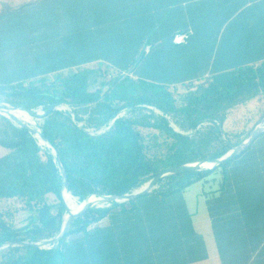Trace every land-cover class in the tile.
<instances>
[{
    "label": "crops",
    "instance_id": "crops-1",
    "mask_svg": "<svg viewBox=\"0 0 264 264\" xmlns=\"http://www.w3.org/2000/svg\"><path fill=\"white\" fill-rule=\"evenodd\" d=\"M12 2L0 18V85L101 68L170 90L264 65V0ZM182 32L188 42L176 44ZM263 121L261 93L229 109L223 130L243 140ZM156 191L70 237L64 264H264V132L189 186Z\"/></svg>",
    "mask_w": 264,
    "mask_h": 264
},
{
    "label": "trees",
    "instance_id": "trees-1",
    "mask_svg": "<svg viewBox=\"0 0 264 264\" xmlns=\"http://www.w3.org/2000/svg\"><path fill=\"white\" fill-rule=\"evenodd\" d=\"M7 8L5 4L0 10V18ZM107 72L101 68L80 69L0 85V95L13 106L46 110L52 105L67 104L71 108L51 112L39 128L57 149L69 190L80 201L95 193H131L163 169L222 156L242 141L233 144L223 130L228 110L264 93V65L238 68L201 82L187 92L182 106H177L166 86L150 82L124 77L116 87L106 89L108 83L99 79ZM93 83L96 87L91 89ZM126 108L132 113L120 116ZM79 113L87 115V119L83 120ZM168 116L180 131L171 125ZM81 121L85 123L80 125ZM144 127L154 132L144 134ZM88 128L106 129L92 134ZM162 145L163 156L149 154ZM0 146L8 150L0 156V200L20 201L28 213L27 224L16 227L11 214L0 209V245L57 236L67 211L62 198L63 175L52 148L41 145L28 129L1 113ZM212 170L168 175L157 183L156 192L164 195L172 189H182ZM132 202L93 207L74 220L55 247H12L0 253V264H64V246L70 237L85 233L92 223Z\"/></svg>",
    "mask_w": 264,
    "mask_h": 264
},
{
    "label": "water",
    "instance_id": "water-1",
    "mask_svg": "<svg viewBox=\"0 0 264 264\" xmlns=\"http://www.w3.org/2000/svg\"><path fill=\"white\" fill-rule=\"evenodd\" d=\"M5 108L4 106H0V113L4 116L11 119L16 124L25 127L29 130L31 134H33L36 138L40 140V144H45L52 148V153L57 157V163L59 166V169L62 172L63 175V188H62V198L63 202L66 207V211L68 214V218L64 221L63 226L59 234L55 237L44 239L41 241H14V242H6L4 244L0 245V253L6 249L16 247V246H33L39 249H50L52 247H55L58 245L61 241V239L68 233L70 230L74 220L84 214L87 210L93 208V207H104L106 205H110L113 202L123 203L127 202L129 200L135 199L141 195H144L150 191H152L156 186L157 183L163 179L164 177L171 175V174H182L185 172H196V171H202V170H208L213 169L216 166L221 165L222 163L231 160L235 158L236 156L240 155L242 152H244L251 143L258 137L262 132H264V121L257 126H255L249 134L237 145L232 146L230 150H228L225 154L218 158L214 159H202V160H196L191 162L183 163L179 166L175 167H169L166 169H163L158 174L153 176L152 179H150L146 184H144L142 187H140L138 190H135L131 193L126 194H110V195H102V194H90L87 198H85L83 201H81V204L77 207H69L66 203V197L65 195L68 193L70 194L69 190V182L68 177L66 173V169L64 167V164L62 163L60 156L58 154V151L55 147L52 146V144L49 142V140L44 137L40 131V129H37L30 124L24 122L23 120H20L18 118H15L14 116L5 113L3 110ZM55 105L50 106L47 109L46 114L50 113L55 109ZM29 112H33L32 110H29ZM37 116L39 114H36ZM42 117V116H40ZM96 195L98 197H101L102 203H93L90 200V197ZM78 198V197H76Z\"/></svg>",
    "mask_w": 264,
    "mask_h": 264
},
{
    "label": "rangeland",
    "instance_id": "rangeland-1",
    "mask_svg": "<svg viewBox=\"0 0 264 264\" xmlns=\"http://www.w3.org/2000/svg\"><path fill=\"white\" fill-rule=\"evenodd\" d=\"M5 4L10 6V5L13 4V2H12V0H0V10L5 8ZM114 75H113V73L110 70H108L107 74H105L101 79H99L100 81H106V83H108L107 87H105L106 89L108 87L109 88L110 87H116V85H118L119 80H121L124 77H126V76H123L121 79H119L120 77L118 76V74H114ZM197 85L196 84H193L191 86L190 85H186V86H181V87L176 88V89H173V88L170 89V92L175 97L177 106H182L183 105V102L185 100L186 94L189 91V89L191 87H195ZM5 97L6 96L0 95V105H4V106H7V107L16 109V110L17 109H23L21 107L13 106L12 104L8 103L7 102V98H5ZM241 104H239V105H241ZM62 105H64V104H62ZM64 109H65V107H64ZM65 110H68V109H65ZM34 111L36 113H38V114H40V113L42 114L45 110L42 107H40V108L34 109ZM160 112H162V111H160ZM131 113L132 112L129 109L126 108V109L122 110L119 113V115L120 116H122V115H130ZM246 113H247L246 117H248V118L252 115V112H251L250 109H248L246 111ZM30 116H31L32 123H34V125H36L37 129H40L39 128V124L42 122V119L36 118L35 116H32L31 114H30ZM168 119L170 120L171 125L174 126V128L176 130H180V128L174 123L173 119L170 116H168ZM83 120H84V118H83ZM84 123H85V121H81L79 124L83 125ZM205 125L206 124H204V126ZM238 125H240V122H239ZM88 130L90 132H94V133L98 132L97 130H95L93 128H88ZM143 130H144V134H151L152 132H154V129H151V128H145L144 127ZM102 131H103V129H100L99 133L102 132ZM189 132H191V131H189ZM235 135H236V132L228 133L227 134L228 140L232 141V143H235V141H236V138L234 137ZM240 135H241V133H240ZM7 151L8 150L6 148L0 146V156L5 154ZM164 153H165V146H163V145L160 148L152 149L149 152V154L151 156H153L154 154H158L159 156H163ZM76 201H77V204H79V205L81 204V201L78 198H76ZM0 207H1L3 212H7V213L11 214L10 220L12 219L15 222L16 227H22V226L27 224V222H28L27 221L28 213L26 211H23L22 204H21L20 201H16V200L15 201L14 200H1L0 201ZM67 218H68V214H66L65 220Z\"/></svg>",
    "mask_w": 264,
    "mask_h": 264
},
{
    "label": "bare ground",
    "instance_id": "bare-ground-1",
    "mask_svg": "<svg viewBox=\"0 0 264 264\" xmlns=\"http://www.w3.org/2000/svg\"><path fill=\"white\" fill-rule=\"evenodd\" d=\"M0 106H4V105H0ZM4 107L5 108H3L2 111H4L7 114L14 116L15 118L23 120L24 122L30 124L31 126H33L35 128H36V125H34V123H32L30 114L32 116H35L36 118L43 119L45 116H47L51 112L58 110V109H64V107H65V109L71 110L67 104L55 105L56 108L53 111H51L50 113L46 114V112H47V109H46L42 114L40 113L37 116L36 114H38V113H36L34 111V109H32L33 112H29V110H31V109H24V110L23 109H17L16 110V109H13V108H10L7 106H4ZM40 116H42V117H40ZM41 145H45V144H41ZM65 197H66V203L68 204L69 207L73 208V207H76L79 205V204H77L76 196H73L71 193L70 194L67 193L65 195ZM90 200L93 203H102L103 202L102 199L97 197L96 195L91 196Z\"/></svg>",
    "mask_w": 264,
    "mask_h": 264
},
{
    "label": "built area",
    "instance_id": "built-area-1",
    "mask_svg": "<svg viewBox=\"0 0 264 264\" xmlns=\"http://www.w3.org/2000/svg\"><path fill=\"white\" fill-rule=\"evenodd\" d=\"M191 32H182L174 36V42L176 44H185L188 42Z\"/></svg>",
    "mask_w": 264,
    "mask_h": 264
}]
</instances>
